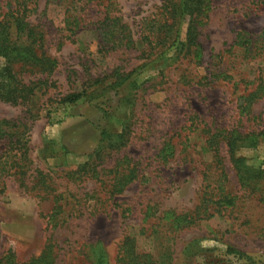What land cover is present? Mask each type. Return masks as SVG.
<instances>
[{
  "label": "rangeland",
  "instance_id": "obj_1",
  "mask_svg": "<svg viewBox=\"0 0 264 264\" xmlns=\"http://www.w3.org/2000/svg\"><path fill=\"white\" fill-rule=\"evenodd\" d=\"M47 1L38 0L30 20L44 32L37 56L54 63L15 65L19 78L36 90L21 105L0 101V120L20 125L27 142L23 177L12 172L0 184V258L11 251L26 264L51 244L54 264H94L100 243L116 264L119 246L130 236L150 264H161L165 254L168 264H264V182L256 192L240 187L224 147L222 168L234 207H211L208 218L198 209L205 176L213 175L205 140L214 129L258 135L254 147L239 144L236 156L250 171L264 172V100L246 115L237 108L243 91L252 88L259 61L243 60L233 46L238 32L264 30V0H210L199 28L200 64L191 56L177 58L176 48L155 61L142 43L143 23L156 19L171 0ZM7 3L0 0L1 11ZM72 11L80 17L74 34L64 30L65 14ZM106 17L121 20L134 41L130 48L100 44ZM184 34L182 24L181 40ZM219 72L237 85L212 81ZM80 93L76 103L62 102ZM121 132L124 147L110 151L106 145ZM101 133L107 137L102 145ZM5 151L0 141V155ZM119 162L136 168L137 178L113 195L108 171ZM86 164L87 170L102 171L101 183L73 174ZM58 196L64 224L51 229L45 216ZM167 213L195 220L176 228Z\"/></svg>",
  "mask_w": 264,
  "mask_h": 264
},
{
  "label": "trees",
  "instance_id": "obj_2",
  "mask_svg": "<svg viewBox=\"0 0 264 264\" xmlns=\"http://www.w3.org/2000/svg\"><path fill=\"white\" fill-rule=\"evenodd\" d=\"M70 1L71 4H74L73 0ZM47 3H49V0ZM210 3V0H171L164 6L163 11L156 19L143 23L140 35L142 43L151 50V53L154 52L155 61L163 60L172 48H176L173 54H177V58L179 56L181 58L191 56L194 62L196 60V63L200 64L203 55L198 41L199 28L201 27L202 19L207 16ZM37 5L38 0H8L5 11L3 12L0 9V59L4 61V65L0 69V101L13 106L27 102L36 90V86L33 83L26 84L19 78L14 66L47 68L46 66H51L54 63V61L43 54H41V57L37 56V51L42 50L44 45V32L30 20L31 15L36 12ZM72 12L71 14H68V12L65 14L64 30L74 34V30L77 29L80 23V17L74 11ZM106 21L108 22L107 25L102 22L99 26L102 29L100 44L104 48L109 49L130 48L134 41L131 36L125 35V27L121 20L115 17L112 19L106 17ZM182 24L185 25V34L181 40L179 27ZM233 46L239 50L243 60L249 62L259 61L255 77L249 82L252 88L245 92L243 91L239 97L240 104L237 107L239 108V114L244 115L245 113L246 115L250 106L261 99L264 100V30L259 33L238 32ZM210 79L212 81H229L233 86L237 85V81L225 72L213 74ZM95 83H99V81L96 80L94 81ZM82 95L83 93L67 95L62 102L74 104ZM19 127L20 125L12 121L0 120V141H4L7 149L5 153L0 155V184L3 183L4 178L11 176L13 173L23 177L19 170L23 169L20 164L27 160V142L26 140L23 141L24 132L19 131ZM101 138L100 143L102 145L107 137L104 133H101ZM113 139V142L108 143L106 147L108 146V149L112 152H117L124 147L126 139L122 132ZM257 140L258 135L244 134L237 129L225 130L217 128L208 133L205 140V149L211 154L214 170L213 175H210L211 177L206 175L204 179L200 206L198 207V209L203 211L204 215L202 218L211 217V215L208 216L207 214L211 207H216L220 210L234 207L235 197L226 192L227 177L222 168V162L225 157L234 170L240 187L249 192L260 190L261 183L264 182V172L250 171L245 166V160L236 156V149L239 144L254 147ZM222 147H224L225 157L221 156ZM166 149L162 151V155ZM172 150L170 146L168 152H171V155ZM14 151L16 152L15 154ZM19 152L20 155L18 156L17 153ZM100 153L101 148L94 154L96 160L99 159ZM88 168L87 164L83 165L80 170L73 174L89 177L101 183L100 172L102 171L99 172L96 169L87 170ZM108 172L112 176L110 188L113 195L121 193L137 178L136 168H130L128 165L123 166L120 162L109 169ZM261 200L264 202V191H262ZM60 201L59 196L55 197L53 199V208L45 216L51 229L64 224L62 221L64 210ZM148 215H150L149 209L145 216L146 219L150 218ZM168 215L174 219L173 223L175 225L173 226L176 228L179 227L181 221L187 220L186 223L188 224L195 220L194 217H188L187 219L184 216H176L171 213ZM98 245L94 248L96 249L94 264H110L103 246L100 243ZM227 252L228 254H234L238 251L228 249ZM148 257L137 252L132 237L125 236L119 246L116 264H150L149 260H147ZM168 262H170V255L165 254L161 264H168ZM0 264L19 263L14 253L8 251L0 258ZM26 264H54L53 246L48 244L38 257L31 258Z\"/></svg>",
  "mask_w": 264,
  "mask_h": 264
}]
</instances>
